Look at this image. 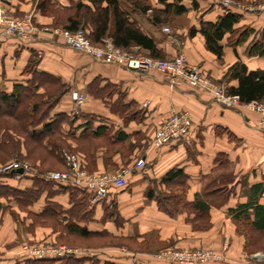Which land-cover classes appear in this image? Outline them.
I'll list each match as a JSON object with an SVG mask.
<instances>
[{
  "label": "crops",
  "instance_id": "obj_1",
  "mask_svg": "<svg viewBox=\"0 0 264 264\" xmlns=\"http://www.w3.org/2000/svg\"><path fill=\"white\" fill-rule=\"evenodd\" d=\"M150 1L156 8H165L159 0ZM195 1L196 6L193 0H182L187 11L173 15L172 23L155 24L151 10L133 12L131 18L154 39L163 58L184 54L189 63L224 84L227 91L238 86V79L225 77L236 62L249 71H264V55L248 54L254 40L264 41V0H238L241 5L231 8L216 0ZM79 2L94 9L91 0H7L5 5L13 15L32 13L38 31L26 41L15 36L0 39V90L10 92L14 83L29 80L31 74L25 69L31 59H37V70L57 76L69 86L51 116L61 113L73 119L63 126L71 133L67 143L84 155L89 171L132 166L139 157L145 159L146 166L133 168L125 187H112L103 200L90 201L92 217L76 219L90 235L76 236L71 243H82L88 252L54 260V264H167L156 256L158 250L207 247L221 252L224 245V259L204 264H264V259L252 257L253 252L264 250V231L253 227L254 208L248 207L247 216L241 213L239 220L234 217L238 205L248 202L254 185L261 184L264 189V130L257 126L258 115L244 106H223L210 93L184 82L172 87L157 70H131L70 47L56 29L65 19L62 14L72 13ZM228 10L241 15L235 29L249 27L253 31L237 45L229 42L231 34L226 33L219 40L223 53L218 56L208 49L201 22H214ZM168 24L172 29L167 32L164 26ZM131 48L147 53L138 46ZM73 92L84 98L78 107ZM175 111L192 114L191 132L183 140L152 146L156 128ZM174 167L186 176L184 197L188 204L180 205L177 215L172 216L160 208L156 196L179 190L174 187L177 185L162 181ZM5 183L24 189L31 187L33 180L14 176L5 178ZM5 196V192L0 193L7 208L0 210V264H24L23 240L46 242L68 235L60 231L63 226L55 216L48 215L47 221L35 216L48 202L69 210L68 190L53 187L26 208L14 200L7 202ZM257 196L264 205V190ZM197 197L209 205L206 227L196 226L202 220L193 204ZM126 239H131L132 248Z\"/></svg>",
  "mask_w": 264,
  "mask_h": 264
},
{
  "label": "trees",
  "instance_id": "obj_2",
  "mask_svg": "<svg viewBox=\"0 0 264 264\" xmlns=\"http://www.w3.org/2000/svg\"><path fill=\"white\" fill-rule=\"evenodd\" d=\"M91 1L94 9L79 2L75 5L72 13L62 14L65 19L59 21L60 27L69 31L83 28L86 37L94 44H102L104 39L110 38L117 47L130 49L132 46H138L147 51L146 55L159 58H163V55L157 49L154 39L141 29L137 20L131 18L132 13L145 14L151 10L152 21L159 24L168 22L173 15L187 11L186 6L181 4L182 0H172L171 2L159 0L165 3L164 9L154 7L150 0ZM103 2H106V5H103ZM193 3L196 6L195 0ZM39 7H42V3H39ZM240 18V14L228 10L214 22L202 21L200 31L206 38L208 49L221 56L223 49L219 40L228 32L231 34L229 42L232 45L245 41L253 29L249 27L235 29L234 24ZM194 31L195 28H192L191 32ZM248 54L264 55V41L254 40L249 45ZM36 61L37 59H31L25 69L26 74H31L29 80L14 83L10 92L0 90V166L15 158L30 161V171H25L21 177L31 178L33 185L20 189L6 184L5 178L16 176L11 170H7L0 171V187L10 191L11 195H7L5 192L8 202L14 200L22 208L36 202L43 192L49 193L53 187L68 190L71 194V208L69 210L64 211L59 209L57 204L48 202L44 209L35 216L39 221H47L50 214L55 216L58 223L63 226L60 231L68 234L65 238L57 239L56 242L40 243L67 242L71 244L73 240L75 242L76 236L86 237L90 235V231L86 227L79 226L76 219H90L92 217L91 194L77 186L50 180L44 176V173L50 170L47 168L50 165H46L50 158L63 166L64 159L60 153L61 149L64 147L72 149L67 143L71 133L65 132L63 126L65 123L71 124L73 119L61 113L51 116V110L69 86L61 78L37 70ZM225 77L238 79V86L230 87L228 92L237 95L241 103L264 102L263 70L249 71L243 63L236 62L228 69ZM184 176L183 170L177 167L168 170L163 176V182L169 186L175 184L177 185L174 186L175 189H179L171 195L159 193L156 196L160 208L169 215H177L180 205L186 206L188 204L184 197L186 185V176ZM263 190L261 184L254 185L250 189L248 202L238 205L239 211L234 214V217L239 220L241 213L243 216H247L248 207H253L255 211L253 227L261 231H264V205L258 202L257 195ZM149 196H154L152 191L149 192ZM193 204L197 217L202 219L196 226L206 227L208 225L206 213L209 205L199 200L198 197ZM5 209L7 208L0 200V210ZM129 240L131 241V239ZM129 240L126 239L125 242H128V246L132 248V243ZM75 256L81 255H69L58 259L24 256L23 263L54 264V260H63Z\"/></svg>",
  "mask_w": 264,
  "mask_h": 264
},
{
  "label": "built area",
  "instance_id": "obj_3",
  "mask_svg": "<svg viewBox=\"0 0 264 264\" xmlns=\"http://www.w3.org/2000/svg\"><path fill=\"white\" fill-rule=\"evenodd\" d=\"M224 7L240 6L238 0H216ZM7 0H0V39L7 36H15L21 41L34 37L38 31L32 13L17 17L9 12L6 7ZM264 10V6L261 7ZM165 31H170L169 26H164ZM62 35L64 42L70 47L91 55L94 59L107 63L124 66L131 70L147 72L157 70L164 74L170 86L187 83L191 87L210 93L213 98L223 106H244L258 115L257 126L264 130V102L252 101L241 103L239 97L227 91L224 84L218 83L205 76L198 65L187 61L184 54L180 53L173 58H159L142 53H134L126 48L115 46L111 39H104L102 44L92 43L85 35L83 28L76 31L56 29ZM108 41V42H106ZM106 42V44L104 43ZM76 105H80L84 98L77 92H73ZM193 116L188 111L173 112L160 126H158L151 138V144L161 147L172 141L185 139L191 132ZM61 156L64 159L65 170H49L44 176L50 180L68 183L88 191L91 194V202H99L108 196L110 188H123L127 184L128 176L133 168L144 169L146 161L139 157L132 166H122L115 171L89 172L85 168V159L79 153H72L68 148H62ZM23 168L30 171L31 164L18 158L10 160L0 166V171ZM17 177L21 174L16 173ZM227 249V245L224 246ZM85 247H73L68 244H44L32 243L29 240L21 242V253L33 258H63L71 255L87 253ZM156 256L167 264H204L213 260H222L225 255L212 248H176L167 247L156 253ZM253 258L260 261L264 254H253Z\"/></svg>",
  "mask_w": 264,
  "mask_h": 264
},
{
  "label": "rangeland",
  "instance_id": "obj_4",
  "mask_svg": "<svg viewBox=\"0 0 264 264\" xmlns=\"http://www.w3.org/2000/svg\"><path fill=\"white\" fill-rule=\"evenodd\" d=\"M10 12V11H9ZM11 13V12H10ZM12 14V13H11ZM28 14V13H27ZM15 16V15H14ZM23 16V15H22ZM17 17H20V16H17ZM174 17H171V19L168 21V22H170V23H172V19H173ZM167 22V23H168ZM176 22H179V21H176ZM174 24H175V22H173ZM167 26H169L171 29H172V27H171V25H167ZM60 29H62V28H60ZM107 39H110V38H107ZM106 42H108V41H106ZM106 42H104L105 44H106ZM129 51L131 50V52H134V53H142V52H140V51H136V50H133L132 48H130V49H128ZM142 54H145L146 55V53H142ZM66 148H68V147H66ZM69 150H71V152L72 153H79L81 156H83L84 157V155L81 153V152H79L77 149H69ZM27 161V160H26ZM27 162H29L30 163V161H27ZM38 165H39V162L37 163ZM47 164H49L50 166H47V168H49L50 170H65V168H66V165H65V167H63V166H61L60 164H59V162L58 161H56V160H54V159H52V158H50L49 159V161L46 163V165ZM44 167H46V166H44ZM85 168L87 169V166H86V164H85ZM119 169V168H118ZM88 170V169H87ZM117 170V169H116ZM89 171V170H88ZM113 171H115V170H113ZM89 172H98V171H89ZM2 192H6V194H8V195H11V193H10V191L8 190V189H5V188H3V189H1V187H0V193H2ZM6 202V201H5ZM8 202V201H7ZM264 238V237H263ZM29 242H32V243H40V242H44V241H37L36 239H33V240H29ZM54 242H56V240H54ZM62 244H68L67 242H61ZM61 243H54V244H61ZM45 244H47V243H45ZM68 245H71V246H73V247H85V246H82V243H75V244H68ZM225 246V245H224ZM167 248V247H166ZM176 248H178V247H176ZM203 248H205V247H203ZM223 249H224V247H223ZM227 250V249H226ZM225 249L223 250V251H221L224 255H225ZM259 253H262V254H264V250H259V251H256V252H253L252 253V255L253 254H259Z\"/></svg>",
  "mask_w": 264,
  "mask_h": 264
},
{
  "label": "water",
  "instance_id": "obj_5",
  "mask_svg": "<svg viewBox=\"0 0 264 264\" xmlns=\"http://www.w3.org/2000/svg\"><path fill=\"white\" fill-rule=\"evenodd\" d=\"M11 172L22 174L24 172V170H23V168H17V169H12Z\"/></svg>",
  "mask_w": 264,
  "mask_h": 264
}]
</instances>
